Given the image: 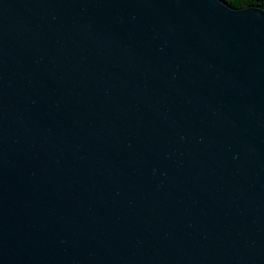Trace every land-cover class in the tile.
<instances>
[{"label":"water","instance_id":"1","mask_svg":"<svg viewBox=\"0 0 264 264\" xmlns=\"http://www.w3.org/2000/svg\"><path fill=\"white\" fill-rule=\"evenodd\" d=\"M0 264H264V6L0 0Z\"/></svg>","mask_w":264,"mask_h":264},{"label":"trees","instance_id":"2","mask_svg":"<svg viewBox=\"0 0 264 264\" xmlns=\"http://www.w3.org/2000/svg\"><path fill=\"white\" fill-rule=\"evenodd\" d=\"M232 6L241 7L247 4H258L264 6V0H225Z\"/></svg>","mask_w":264,"mask_h":264}]
</instances>
